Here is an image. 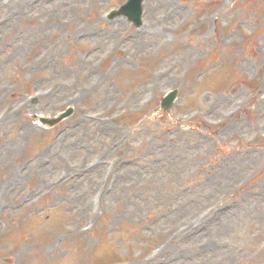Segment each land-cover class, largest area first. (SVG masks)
I'll return each mask as SVG.
<instances>
[{"label":"rangeland","instance_id":"374dc122","mask_svg":"<svg viewBox=\"0 0 264 264\" xmlns=\"http://www.w3.org/2000/svg\"><path fill=\"white\" fill-rule=\"evenodd\" d=\"M124 1L0 0V264H264V0Z\"/></svg>","mask_w":264,"mask_h":264},{"label":"water","instance_id":"95a60500","mask_svg":"<svg viewBox=\"0 0 264 264\" xmlns=\"http://www.w3.org/2000/svg\"><path fill=\"white\" fill-rule=\"evenodd\" d=\"M138 2H139V0H138ZM128 9H129V8H126L125 11H127ZM132 16H133L134 18H136V13H133V12H132Z\"/></svg>","mask_w":264,"mask_h":264}]
</instances>
